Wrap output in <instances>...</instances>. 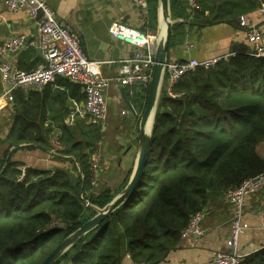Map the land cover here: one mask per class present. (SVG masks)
Returning <instances> with one entry per match:
<instances>
[{
  "label": "trees",
  "instance_id": "obj_1",
  "mask_svg": "<svg viewBox=\"0 0 264 264\" xmlns=\"http://www.w3.org/2000/svg\"><path fill=\"white\" fill-rule=\"evenodd\" d=\"M147 1L142 29L156 31L159 0ZM261 1L197 0L199 8L190 12L186 0H170L169 49L182 45L193 29L222 23L238 27ZM41 61L29 49L18 64L31 70ZM52 87L14 91L7 141L9 148L49 150L56 126L63 145L56 156L68 155L69 166L27 167L23 173L19 162L7 158L8 151L0 159V264L41 263L129 182L130 171L117 194L107 187L93 190L90 165L103 139L102 126L80 117L72 125L64 123L68 101L82 102L85 94L67 79ZM174 91L182 95L172 98L162 87L148 162L134 195L54 264H123L126 256L135 263L161 264L177 249L192 215L204 210L212 196L264 173L259 151L264 146V57L235 45L227 60L188 73ZM148 93L149 88L133 96L125 91L131 103H140L141 113ZM239 264H264V247Z\"/></svg>",
  "mask_w": 264,
  "mask_h": 264
},
{
  "label": "crops",
  "instance_id": "obj_2",
  "mask_svg": "<svg viewBox=\"0 0 264 264\" xmlns=\"http://www.w3.org/2000/svg\"><path fill=\"white\" fill-rule=\"evenodd\" d=\"M45 1L55 11L57 20L69 25L72 31L80 36L82 46L92 62V68L101 72L104 76L116 75L119 72L120 60L138 50L137 47L126 41L114 38L110 34L109 28L113 22L117 21L130 27L140 28L148 34L157 36V39L161 35L159 21L156 31L151 29L145 31L142 29V26L139 25V10L133 5L131 0ZM242 19L248 24H257L264 29V22L261 20L259 7L242 16ZM36 30V21L30 19L25 11H9L5 7V1L0 0V43L6 41L12 35L24 34L29 38H33ZM247 30L248 27L241 26V20L238 27L222 23L205 26L200 30L193 29L188 32L182 45L169 49L168 60L183 61L191 57L205 60L231 55L234 52L235 45L239 44L246 45L252 51L247 37ZM25 52L21 51L17 54V59ZM163 84H165V80ZM52 88L53 90L57 89L56 86ZM2 89L3 85L0 79V92ZM122 89L124 92L127 90L126 87L113 84L106 91L108 113L105 122L109 120L112 126L115 121L114 116L109 113V103H113L120 111L121 116L126 118L128 124H130V132L133 134L121 128L123 127L121 125L124 124L116 122L119 130L111 138L113 142H109L108 145H105L106 142H100L97 151L101 157L100 178L102 179L106 174L111 175L110 173L116 172L113 177L107 176L110 181L113 180V183L117 182L116 186L113 187L115 188L113 190L115 193H118L117 191L126 179L125 171L134 170L139 155V132L134 134V131H136L135 127L138 124L135 122L132 125L133 115L124 100ZM129 103L139 115L141 113L139 109L140 103L136 102L133 104L131 101ZM13 105L8 104L4 109L0 110V159H3L8 151L7 158L12 162H19L21 169L27 167L44 170L67 168L69 166L68 155L63 153L58 157H52L49 155L48 149L39 146L34 148L21 147L18 149L16 146H11L9 148L7 135L13 121ZM67 105L70 109L73 105V100H69ZM122 111L125 112L122 113ZM67 119L68 116L64 119V123L67 122ZM105 122L100 125L104 124L103 130H108L110 124ZM117 132L118 134L116 135ZM110 146L113 148H107ZM262 209H264V189L257 194L247 196L245 201L243 221L249 225V228L240 237L238 244V249L244 256L250 255L264 247V229L261 227ZM204 211V234L198 238L181 239L177 249L171 252L161 264H212V259L218 251H229L226 242L230 236L231 229V205L228 203L226 195L212 196ZM123 264H135V262L129 256H126Z\"/></svg>",
  "mask_w": 264,
  "mask_h": 264
},
{
  "label": "built area",
  "instance_id": "obj_3",
  "mask_svg": "<svg viewBox=\"0 0 264 264\" xmlns=\"http://www.w3.org/2000/svg\"><path fill=\"white\" fill-rule=\"evenodd\" d=\"M5 7L12 12L23 10L30 19L37 23L36 34L29 38L24 34L12 35L0 43V79L3 89L0 92V110L14 103V91L17 89L41 90L46 86H56L59 79H67L82 86L85 93L83 103L73 100L67 123L72 124L75 118H88V122L99 125L105 122L108 113L106 91L113 85L126 87L130 95L144 93L150 87L154 66L155 51L158 39L155 35L143 32L140 28L130 27L120 22H113L110 34L137 47V51L120 60L119 72L114 76H104L92 68L81 43L80 36L72 31L69 25L56 18L55 11L45 0H4ZM139 10V25L147 22L148 1L131 0ZM188 9L193 12L199 8L197 0H187ZM259 13L264 22V1L259 4ZM241 26L248 27L247 37L252 47V54L264 57V29L259 25L248 24L241 19ZM29 49H40L42 61L36 68L22 70L19 67L17 54ZM232 55V54H231ZM231 55L218 56L205 60L188 58L183 61L167 60L163 82L172 98L182 94L174 91V86L188 73L199 68L209 69ZM162 82V83H163ZM50 156L60 154L63 145L58 137L51 140ZM101 157L95 152L91 158V184L96 186L100 176ZM26 168H22L24 173ZM22 179V177L20 178ZM264 188V173L245 180L237 187L226 192V199L232 207L230 219V236L226 242L229 251H218L212 264H239L244 255L238 249L240 237L249 228L243 221L247 196L256 194ZM87 204H89L87 202ZM205 211L200 210L192 215L188 225L181 232V239L198 238L204 234L203 220ZM261 227L264 229V209L261 211ZM135 264H146L138 262Z\"/></svg>",
  "mask_w": 264,
  "mask_h": 264
},
{
  "label": "water",
  "instance_id": "obj_4",
  "mask_svg": "<svg viewBox=\"0 0 264 264\" xmlns=\"http://www.w3.org/2000/svg\"><path fill=\"white\" fill-rule=\"evenodd\" d=\"M158 21L160 25V37L156 44L155 51V66L152 80L149 87L148 99L145 110L141 116L139 124V155L136 166L132 172L130 180L126 187L104 208L98 209V213L59 243L39 264H54L67 250L75 243L82 239L88 232L97 227L103 220L110 216L120 205L128 201L135 193V189L139 184L143 171L147 165L150 147L151 134L154 125L155 115L157 111L158 101L162 89L163 75L165 65L168 60V51L172 34L174 21L172 20L170 10V0H159ZM164 23L165 30H161V25ZM38 56H42L41 50H36ZM124 100L127 102L131 114L133 115L132 125L139 118L134 107L129 103L128 98L122 89ZM153 117L151 128L148 130L149 119Z\"/></svg>",
  "mask_w": 264,
  "mask_h": 264
},
{
  "label": "rangeland",
  "instance_id": "obj_5",
  "mask_svg": "<svg viewBox=\"0 0 264 264\" xmlns=\"http://www.w3.org/2000/svg\"><path fill=\"white\" fill-rule=\"evenodd\" d=\"M189 10V9H188ZM158 14H159V8H158ZM173 20V19H172ZM182 21V20H181ZM157 37V36H156ZM37 50V49H36ZM164 85V84H163ZM163 85H162V87H163ZM161 91H162V89H161ZM161 94V93H160ZM109 103V102H108ZM70 111V110H69ZM69 111H67V114H66V117L68 116V112ZM112 111H113V114H112ZM125 111H122V113H124ZM109 113H111V115H113L114 116V122H113V124H112V126H111V123L109 122V120H107V122H105L106 124H110V127H108V130H103V139H102V141L101 142H106L105 143V145H108V143L109 142H113L112 141V139L111 138H113V135H115V132L116 131H118L119 130V127H118V125H117V123L116 122H118V123H122V124H124V125H121V126H123V127H121V128H123V130L124 131H127V132H129V133H131L130 132V128H129V126H130V124H128V122H127V120H126V118H124L123 116H121V113H120V111L117 109V107L115 106V104H113V103H109ZM142 114L143 113H139V118L138 119H136V124H138L137 125V127H135V129H136V131H134V134H137L138 132H139V124H140V119H141V116H142ZM74 122H75V120H74ZM74 122L72 123V124H74ZM66 124H67V122H66ZM72 124H70V123H68V125H72ZM102 126V129H103V126H104V124L103 125H101ZM59 128H57L56 126H53V129H52V133H51V136L53 137V138H55V137H58L59 138V136H60V132H59ZM106 131V132H105ZM118 134V132L116 133V135ZM131 134H133V133H131ZM52 138V139H53ZM106 139V140H105ZM113 145V144H112ZM115 146V145H114ZM103 147H104V145H103ZM107 148H113V147H107ZM264 146H261L260 148H259V151H260V154L262 155V156H264ZM99 149V148H98ZM131 172V174H130V177H131V175H132V170L130 171ZM125 173H126V175H128V173H129V170H127V171H125ZM111 175H105V176H103V178L101 179H99V181H98V184L96 185V187H94V189L93 190H95V191H98V190H100L101 188H103V187H107V188H110L111 189V191H113V190H115V188H113L114 186H116L115 184L117 183H113L112 181H110L109 179H108V177H113V176H115V174H116V172L114 173V172H112V173H110ZM84 176V175H83ZM82 176V177H83ZM108 176V177H107ZM114 178H116V177H114ZM113 178V179H114ZM129 180H130V178H129ZM96 188V189H95ZM264 189V188H263ZM262 189V190H263ZM92 190V191H93ZM261 190V191H262ZM260 191V192H261ZM117 192H119V190L117 191ZM115 193V192H114ZM117 194V193H116ZM257 194V193H256ZM85 202L87 203L88 201H86L85 200ZM98 209H100V208H97V211H98ZM231 209H232V207H231ZM232 211V210H231Z\"/></svg>",
  "mask_w": 264,
  "mask_h": 264
},
{
  "label": "bare ground",
  "instance_id": "obj_6",
  "mask_svg": "<svg viewBox=\"0 0 264 264\" xmlns=\"http://www.w3.org/2000/svg\"><path fill=\"white\" fill-rule=\"evenodd\" d=\"M161 30H165L164 23L161 25ZM152 122H153V117L151 116V118L149 119V122H148V126H147L148 130L151 128Z\"/></svg>",
  "mask_w": 264,
  "mask_h": 264
}]
</instances>
